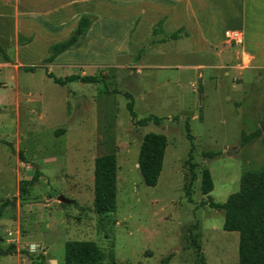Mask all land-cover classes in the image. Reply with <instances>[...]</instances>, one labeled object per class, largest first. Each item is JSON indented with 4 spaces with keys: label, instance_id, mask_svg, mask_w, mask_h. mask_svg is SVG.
<instances>
[{
    "label": "rangeland",
    "instance_id": "374dc122",
    "mask_svg": "<svg viewBox=\"0 0 264 264\" xmlns=\"http://www.w3.org/2000/svg\"><path fill=\"white\" fill-rule=\"evenodd\" d=\"M85 1L149 8L158 2ZM2 13L0 8V42L7 58L0 52V205L6 206L0 217V248L15 249L0 252V264H31L41 255L46 264H65V243L71 239L95 241L105 253L100 264H111V253L118 264H200L203 258L210 264H238L239 232L225 230V210L208 201L212 197L224 203L239 190L244 172L264 168V130L241 144L243 131L264 123V67L252 66L245 57V66H251L244 75L226 68L230 73L221 75V94L206 101L211 105L198 121L178 114L173 120L141 125L138 119L160 111L150 98L153 78L147 68L140 73L137 58L118 59L94 73L84 65L51 63L26 71L25 66L41 60L25 61L19 53L39 56L47 40L24 51L21 34L11 44L3 43L13 37L16 23ZM48 73L94 75L98 82L59 85ZM192 80L189 86L200 91L201 83ZM127 92L134 99L136 118L127 108ZM189 108V117L202 112L195 103ZM148 132L168 137L156 186L145 184L138 165ZM112 151L118 157L117 210L101 215L94 208L95 158ZM205 168L214 183L209 194L201 186ZM36 172L37 182L20 197V189ZM61 194L73 202H61Z\"/></svg>",
    "mask_w": 264,
    "mask_h": 264
},
{
    "label": "crops",
    "instance_id": "0c3cea01",
    "mask_svg": "<svg viewBox=\"0 0 264 264\" xmlns=\"http://www.w3.org/2000/svg\"><path fill=\"white\" fill-rule=\"evenodd\" d=\"M157 1L149 8L132 2L114 5L108 1L86 4L85 0H25L23 6L22 0H0L2 17H13L16 23L11 40L2 42L11 44L17 33L21 34L29 39L21 45L24 51L45 39L39 56L29 58L19 53L25 61H42L50 45L74 32L82 15L96 16L82 44L58 55L51 65H84L94 73L98 67L115 64L118 59L137 58L140 73L147 68L153 78L150 98L160 111L156 116L173 120L182 114L180 119L198 121L211 105L206 101L221 94L223 72L231 70L244 75L251 66H245V57L252 66L264 67V0ZM159 21L162 24L155 35L153 27ZM229 21L233 26H223ZM224 29L242 31L243 43L229 42ZM179 30L178 39L169 38ZM153 37L165 40L147 45ZM0 46L4 48L1 42ZM206 69L210 79L206 77ZM192 79L201 83L200 91L189 86ZM194 103L202 112L189 117L188 112H192L189 107Z\"/></svg>",
    "mask_w": 264,
    "mask_h": 264
},
{
    "label": "trees",
    "instance_id": "16d2710c",
    "mask_svg": "<svg viewBox=\"0 0 264 264\" xmlns=\"http://www.w3.org/2000/svg\"><path fill=\"white\" fill-rule=\"evenodd\" d=\"M96 18V16L89 14L82 15L74 32L68 38L50 45L47 55L42 59L40 64L29 67L25 66L23 69L33 71L37 66H46L52 63L61 53L80 46L86 32ZM161 24L162 21H159L154 25L153 34L156 35L159 32ZM179 37L180 30L169 35L170 39H178ZM24 40L28 41L29 39L25 38ZM164 40L165 38L156 39L153 37L147 41V44H153L157 41L163 42ZM0 52L7 56L6 50L1 46ZM48 76L52 77L55 83L59 85H66L72 81L84 83L98 82V78L94 75L76 73L65 77H56L54 74L48 73ZM126 94L131 98L127 104V108L130 115L136 118L134 99L130 93L127 92ZM151 120L159 123L160 118L149 116L138 119L136 123L147 125ZM261 130L260 128L251 132L243 131L241 144L246 145L249 143L260 134ZM189 136L193 139L191 134ZM167 147L168 137L165 133L148 132L143 137L138 156V165L146 185H157L163 171ZM193 150L194 144H192L189 152L191 159L193 158ZM213 154L207 153L209 156ZM192 166H195V163H192ZM38 176L39 172H36L27 181V185L20 189V197L26 195L30 186L37 182ZM192 177L196 178L195 172H192ZM117 181L118 157L116 151L97 156L94 167V208L98 214L107 215L117 210ZM201 186L204 194H209L214 189L213 178L209 168H205L202 172ZM15 198L16 196L12 199ZM208 203L213 208H223L225 210L223 226L225 230L239 232L240 259L238 264H264V168L244 172L240 179L239 190L230 194L224 203H217L212 197H210ZM5 206L6 204L0 205V217ZM14 249L15 247L11 245L7 250L0 248V252L10 254ZM104 259L105 253L95 241L71 239L65 243V264H100ZM110 260L111 264H118L113 253L110 254ZM31 264H46L44 262V255L35 258ZM200 264L210 263L203 258Z\"/></svg>",
    "mask_w": 264,
    "mask_h": 264
},
{
    "label": "built area",
    "instance_id": "2783aa9c",
    "mask_svg": "<svg viewBox=\"0 0 264 264\" xmlns=\"http://www.w3.org/2000/svg\"><path fill=\"white\" fill-rule=\"evenodd\" d=\"M225 35H226L227 39L229 40V42H231V43H236V44L243 43L244 35H243L242 31H240L238 29L226 30ZM199 77L200 78L203 77L202 72L199 73ZM193 86H198V83L193 84Z\"/></svg>",
    "mask_w": 264,
    "mask_h": 264
},
{
    "label": "water",
    "instance_id": "95a60500",
    "mask_svg": "<svg viewBox=\"0 0 264 264\" xmlns=\"http://www.w3.org/2000/svg\"><path fill=\"white\" fill-rule=\"evenodd\" d=\"M261 129L264 130V123L261 125ZM58 199L61 200V202L66 203V204H71L73 202L72 199L67 198L63 194L59 195Z\"/></svg>",
    "mask_w": 264,
    "mask_h": 264
}]
</instances>
